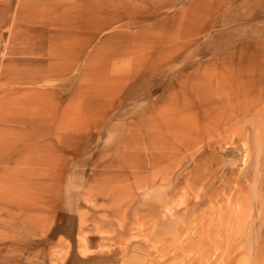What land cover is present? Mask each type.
I'll use <instances>...</instances> for the list:
<instances>
[{
    "label": "rangeland",
    "instance_id": "rangeland-1",
    "mask_svg": "<svg viewBox=\"0 0 264 264\" xmlns=\"http://www.w3.org/2000/svg\"><path fill=\"white\" fill-rule=\"evenodd\" d=\"M0 264H264V0H0Z\"/></svg>",
    "mask_w": 264,
    "mask_h": 264
}]
</instances>
